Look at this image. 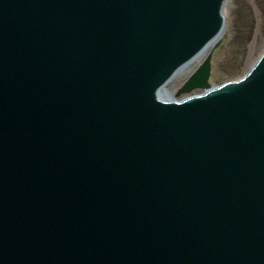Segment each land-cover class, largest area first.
<instances>
[{
  "label": "water",
  "instance_id": "95a60500",
  "mask_svg": "<svg viewBox=\"0 0 264 264\" xmlns=\"http://www.w3.org/2000/svg\"><path fill=\"white\" fill-rule=\"evenodd\" d=\"M223 3L0 0V264H264V52L156 97Z\"/></svg>",
  "mask_w": 264,
  "mask_h": 264
},
{
  "label": "rangeland",
  "instance_id": "374dc122",
  "mask_svg": "<svg viewBox=\"0 0 264 264\" xmlns=\"http://www.w3.org/2000/svg\"><path fill=\"white\" fill-rule=\"evenodd\" d=\"M225 28L220 45L212 48L191 68L180 71L169 88L176 94L187 77L210 54V85L238 78L264 49V0H225ZM200 88L181 93L178 98L199 93Z\"/></svg>",
  "mask_w": 264,
  "mask_h": 264
},
{
  "label": "bare ground",
  "instance_id": "6f19581e",
  "mask_svg": "<svg viewBox=\"0 0 264 264\" xmlns=\"http://www.w3.org/2000/svg\"><path fill=\"white\" fill-rule=\"evenodd\" d=\"M225 3V2H224ZM224 19H225V16H224ZM223 31H224V27L221 28V31H220V36L221 37L223 35ZM212 46H209L205 49L202 50L201 52V55L199 56V54H197L195 57H194V63L193 65L200 61L204 55L209 52L211 50ZM192 67V66H191ZM189 67V68H191ZM189 68H186L187 70ZM179 72L175 73L163 86L162 88L160 89V94H162L161 96H166V97H172L173 100H177L178 98L176 97V94L174 93V91L172 89L169 88V85L171 83V81L176 77V75L178 74Z\"/></svg>",
  "mask_w": 264,
  "mask_h": 264
}]
</instances>
